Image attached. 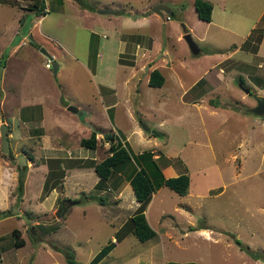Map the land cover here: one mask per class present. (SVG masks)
<instances>
[{"label": "rangeland", "instance_id": "1", "mask_svg": "<svg viewBox=\"0 0 264 264\" xmlns=\"http://www.w3.org/2000/svg\"><path fill=\"white\" fill-rule=\"evenodd\" d=\"M14 1L17 4L0 1V23H10L13 28L15 19L23 20L24 31H28L31 40L24 41V31L15 33L11 43H21L9 56L12 45H5L0 39V99L4 96L2 108L8 118L7 128L13 132L9 138L12 153L36 157L65 155L67 150L52 152L39 148L32 152L27 138L34 128L30 126L44 128L50 134L60 133L62 137L65 131L59 127L63 128L65 122L66 128L74 126L65 121L64 115L57 118L59 111L53 110L55 103L57 106L65 99L68 105L82 104L86 110L80 109L86 115H81L82 118L78 115L83 124L77 128L78 132L86 129L81 135L88 137L91 131L101 128L104 131L100 147L95 151L99 159L108 154V142L105 144L104 139L108 131L128 148L132 161L139 153L162 143L160 149L164 154L166 148L177 151L175 167L188 169L191 178L188 196L166 185L160 191L155 190L157 194L152 197L154 204L150 209L153 229L174 231L172 226H186L183 213L173 209L178 203L189 201L194 206L190 214L196 220L195 226L206 225V232H190L181 241L165 242L167 260L264 264V113L250 110L256 98L264 96V0H208L213 4L210 21L196 15L194 0H112L114 4L110 8H103L113 10L109 16L96 12L100 9L99 1L111 0H91V8H86L80 0H47V10L37 14L34 11L25 17L21 16V2ZM22 3L30 4L24 0ZM157 3L171 9L172 13H168L171 19L168 20L165 12L162 16L151 12L132 17L133 9L146 11ZM87 11L93 13L89 15ZM42 14V19L37 21ZM115 27L121 29L120 35H127L129 46L136 41L145 47L142 59L135 60L128 48L122 54L117 53L120 36ZM187 33L196 42L199 53L191 51L184 38ZM109 42L111 48L106 45ZM44 51L54 55L52 60L59 65L57 72H53L52 62ZM116 58H121L124 64L132 61L138 71L128 78L134 68H124ZM219 59L223 60L220 64L226 71L230 69L225 79L217 77L214 62ZM46 60L50 61L49 67L45 66ZM259 61L262 66L258 65ZM155 66L165 77L163 84L140 83L139 77L145 75V79ZM204 73L216 75L212 79L214 85L205 91L202 90ZM103 82L113 87L117 98H121L113 109L105 110L101 103H107V98L99 97ZM187 89L189 93H184L182 98L180 93ZM126 94L128 98L123 101ZM202 95L206 98L190 103ZM35 102H41L45 108L42 120L40 105L30 104ZM60 112L63 113L61 109ZM154 131L159 135H154ZM0 152L7 157L8 165L17 170V158L12 155L10 158L2 151L1 140ZM39 160L44 161L41 157L36 159ZM164 161L165 155L159 158L160 163ZM30 165L26 163L23 167L29 169ZM44 166L31 169L22 202L17 199L18 179L12 192L16 199L12 204L8 198L3 202V206L10 205L13 214L0 215V264H68L69 252L74 254L77 264H93L95 257L101 256L103 260L99 264H144V252H140L159 235L140 241L128 234L116 245L111 244L114 225L104 219L112 218L118 223L124 216L114 213L115 205L110 201L102 205L95 198L87 199L91 194L96 195L95 184L103 183L95 172L87 171L84 181L79 179L80 183L91 186L85 195H81L76 185L79 171L74 170L63 180L65 192L61 199L64 195L71 200L82 198L80 203L73 202L66 213L58 214L59 197L47 206H38L46 189L43 187L48 184L43 185ZM37 194H41L39 198ZM110 195L103 194L106 198ZM162 208L170 214L163 215L160 223L159 219L155 222L154 216ZM13 229H17L24 244H14ZM235 239L241 241L243 248Z\"/></svg>", "mask_w": 264, "mask_h": 264}, {"label": "crops", "instance_id": "2", "mask_svg": "<svg viewBox=\"0 0 264 264\" xmlns=\"http://www.w3.org/2000/svg\"><path fill=\"white\" fill-rule=\"evenodd\" d=\"M22 1L23 0H19V2H21V4H19V6L21 9H23V11H22L23 14H21L22 17H25L34 11H35L34 12L35 14L40 13L39 11H41V13H42V11H43L42 8H41V10L39 9V7L34 2L35 0H24V1H28L30 3L29 5H28V3L23 4ZM3 2H7L8 4L14 3V5L17 4V3H15L16 1H14V0H12V1L3 0ZM81 2L84 4V6L86 8L87 7L91 8V6H92L91 0H80V3ZM112 4H114V2L111 0V1H99V3L97 5H99L100 9H103V8H110ZM144 6L145 5H143L141 8H144ZM212 10H213V4H212ZM112 11L108 10L107 12L103 13V12H99L97 10L96 13L98 15H108L109 16V15H113L114 12H112ZM195 11H196V9H195ZM22 12H20V13H22ZM87 12L89 15H91L93 13L90 11H87ZM132 12H133L132 17H135V18H136V16H139V15L145 16V15L141 14L144 11H142V9L139 10V8L133 9ZM19 14H18V16H19ZM148 14H146V15H148ZM167 15H168V13H167ZM196 15H197V12H196ZM14 16H15V14H14ZM43 16H44V14H42V16L37 19V21H40ZM169 19H171V18L169 17L168 20ZM110 20H112V19L108 18V21H110ZM201 20H203V19H201ZM204 21H206V20H204ZM9 24L10 23H8V24L7 23H0V39H3L5 41V45H12L11 51L8 53V55L10 56L12 54V52H14L15 49L21 43V41L17 42L16 44L11 43V39H13L11 37H13V35L15 33H17L18 31L22 33L25 30V28L23 27V20L19 22V18L15 19L13 28L10 27ZM130 27L134 28L136 26L130 25ZM29 28H31V26ZM118 30H121V29L120 28L117 29V27L114 28V31L116 32V34L120 36V38L118 39L117 44H116L117 53L122 54L128 48L127 52L129 54L134 55L135 60L142 59L144 53H146L145 47L141 46L140 43L136 42V41L129 46V44H127L128 43L127 42L128 41L127 35H120V33H118L120 31H118ZM186 30L187 29L185 28V31ZM8 33H9V35H8ZM129 34H133L132 36H134V33H132V32H130ZM22 38H24V41H26L27 39L31 40V35L26 30L22 34ZM137 39L141 40V37L138 36ZM24 41H23V43H24ZM110 43L111 42L107 43L106 45L111 48ZM0 44H1V41H0ZM260 44H261V42H259V46H257V49H256L257 53L260 50ZM199 52H200V49H199ZM100 55H102V54L100 53ZM53 57H54V55H52V58ZM120 59L121 58H119V59L116 58L117 62L119 64L123 65L124 68L125 67H131L132 69L134 68V71L130 73L128 78L132 77L136 73V71H138L135 68L136 66L132 63V61L130 64H124L121 62ZM222 62H223L222 59L215 61L214 67L217 68V77L225 79L230 74V69L226 71V68H224L225 66H222L220 64ZM259 62L260 63L258 65L262 66V61H259ZM80 64L87 69V67L84 63L80 62ZM155 68L158 69L159 67L155 66L151 69V71ZM58 70H59V65H58L57 71ZM146 70H147V67L144 69V71H146ZM206 70H207V67L205 68L204 72ZM210 71L211 70H209L208 73H210ZM150 72L147 74V77L145 79H144L145 75L143 77H139L140 83L146 82L147 84H149L148 80H149ZM206 73H204L203 77H202L205 79L204 83L202 84V90H204V91L207 88L210 89L212 87V85H214L213 84L214 82L212 79L216 78V75L205 76V75H207ZM102 76H104V75H102ZM128 78L126 79V81L128 80ZM164 81H165V77H164ZM194 82L195 81H193L191 83V85L194 86L196 84ZM191 85H190V87H191ZM102 87H103V91L100 93L99 97L102 99L107 98V103L105 104L103 101H101V103L103 104V107L105 110L113 109L117 105V103L121 101V98H119V99L117 98L116 91L113 89V87H111L107 83L103 82ZM188 91H189V89L183 90L180 93V95L182 94L181 97L183 96L184 93L185 94L189 93ZM238 91H240V90H238ZM211 93L212 92H208V94H211ZM128 94H129V92H128ZM128 94L125 95L123 101L127 100ZM191 94H189V96L191 95V98L192 97L194 98L193 93H191ZM260 97H264V96L260 95L259 98ZM202 98L204 99L206 97H203V95H202L201 98H198L196 100H192L190 103L196 104L198 101L202 100ZM181 100L184 101L183 99H181ZM63 101L65 103H63ZM209 102H211V101H209ZM61 103H62V105H60ZM3 104H4V96L0 99V126L2 123L5 124V130H6L7 138H8V142H9V138L13 135V132L9 131V128H7V126H8L7 119L8 118L5 117V112H3L4 111V109L2 108ZM30 104L40 105L41 110H42V115L40 118L42 120L44 118V114H45L44 109L45 108H43V106H41L42 105L41 102H39V103L35 102V103H30ZM68 106L69 105L67 104L66 100L63 99L62 101L60 100L57 103V106L55 103V108L53 109V110H56V108H57V110L59 111L57 118H60L61 115L62 116L64 115L65 121L70 122L74 126L71 128H66V122H65V124L62 126L63 128L59 127L60 129L65 131L64 134L63 133H61V134H63V136L66 135V137H64V138H62L63 136L60 137V133H57V134L47 133L44 128H41V127L36 128V126H30V127H34V128L32 130V133H29L27 136V138L29 139L30 145H31L30 148L32 149V152L38 151L39 148L41 150L52 151V152L67 150L65 152V155H55V154L45 155V154H43V155H40L38 157L43 158L44 161L39 160V162H37L36 159H38V157H36L35 155L34 156L30 155V154L29 155H23V152H22V154H18V155L13 154L11 151V145L9 142V148H10L11 155L15 156L16 158H18L19 155H23L26 159V163L31 164L29 169H27V166H26L27 173L25 171V176L23 179V191H22V196L20 197V200H21L20 202H22L25 199L27 187H28V177H29V173L31 172V169L36 168L35 166L39 167L40 165L41 166L45 165L43 168V172L45 175L43 185L45 184V182L48 184L46 185V187L45 186L43 187L46 189L44 191L43 198H40L39 204H37L38 206L39 205L40 206H47V204L53 203V201L59 197L60 198L59 203L64 202V206H66V210H65V213H66L67 208L68 207L71 208V206H72L71 204L80 203L82 200L81 197H78V200L77 199L71 200L70 197L64 195L63 198L61 199V194H63L65 192L64 191L65 182H63V180H65V178H67V176L69 174H72V172L74 170L79 171V174L77 175L78 177L76 176L77 177L76 178L77 179L76 185L78 187V191L81 192V195L87 194L88 191L91 189L90 188L91 186L85 185L82 182L80 183L79 179L84 181V178H85L84 176H86L87 171L95 172L94 167H93L94 163H96L102 159V158L99 159L98 156H96L97 154H95V151H96L97 147H100L99 141L101 140V137H102V134L104 131L102 128L99 129L98 131H96L97 143H96L95 147H87V146L82 145L80 143V139L85 138V137L81 134H83V133L85 134L86 129L78 132L77 128L83 124L81 121L78 120V118H79L78 114L69 110ZM76 106L78 109H80V108L85 109V107L82 104H77ZM60 109L63 111V113L60 112ZM130 110H131V112H133V109L131 107H130ZM64 112H66L67 114H64ZM84 112H85V114L83 113L82 117H84L86 115V111H84ZM16 115H21V113L16 114ZM82 117H80V118H82ZM11 118H13V116H11ZM21 119L24 122L25 119H23V117ZM71 119H73V120H71ZM111 120L114 121L113 117ZM61 125H62V123L59 124V126H61ZM67 125H69V123ZM107 132H105V134ZM104 139H105V144H106V142H108V146H109V140L106 137H104ZM161 144L153 145L148 150H151L154 153L153 156L156 158V161H157L163 175L165 177L177 176L181 173H186V174L188 173V175H189L188 169L185 168L186 166L184 167V170L183 169L178 170V168L175 167V165H174L175 162L173 160L176 157H178V156H176L177 151L176 150H169V149L167 150V148H166V150H165L166 154H164V152H162V150L160 149ZM163 145L165 146L166 144H163ZM83 147L85 149H91V152L84 151L82 149ZM70 148H71V150H70ZM73 148L75 151L72 150ZM24 149H26V148H24ZM24 153H25V150H24ZM163 155H165L166 161H164V163H160L159 158H161ZM6 159H7V157L5 158V156L3 154L1 155V152H0V215H1V211L9 209V206H10V205L8 207L6 205L3 206V202H5V198H8L10 204H12L11 201L14 202V200L16 199V194H13L12 192L14 191V186L17 182L16 180L18 179V176H17L18 170H20V171L22 170L19 168V166H18L17 170L13 169L12 168L13 165H8V163L6 162ZM69 163H71V164H69ZM135 166H136L135 162L131 160V162H128L124 165H121L120 168L113 170V172L109 176V178H107L105 180V182H103L101 185L95 184V186H94V188L96 187V191H97L96 195H102L103 196L104 193H107V192L111 193L110 198L109 197L106 198V196L105 197L103 196L104 201H103L102 205H104V204L107 205L108 201H110L111 205H113V204L115 205L114 206L115 207L114 213H121V216H124L122 219H120V221L118 223H116L117 221L113 220L112 218H110L108 220L104 219V220H106V222L108 224L114 225L113 228L115 231H113L112 235L110 236L111 244H113V245H116L121 239H123L128 234L134 235L133 232L130 230V228H128V226H126V223L129 220V218L135 213V210L139 205V201L136 199L134 190H133L132 185L130 184V181H129V175L134 171ZM50 170H52V171H50ZM49 171H50V173H49ZM96 175H97L96 178H98L99 176L97 173H96ZM48 176H50V179L47 180ZM96 178H94V182L96 181ZM190 181H191V178L189 176V183H190ZM164 185L165 184L158 187L156 189V191H160L161 187ZM210 188H211V186H210ZM156 191L152 192L151 198H150V200H149V202L146 205L145 210H144L146 220L152 229H153L155 224L154 225L152 224V221H151L152 216L150 215V209L152 208V206L154 204V199H152V197L154 195L156 197V194H157ZM207 191H208V189H207ZM40 195L41 194H39V195L37 194L36 198H39ZM180 195L188 196L189 191L187 190V192L185 194H180ZM75 198H77V197H75ZM87 199H90V197ZM70 200L72 203H68ZM178 204H180L182 207H180V205H175L173 211H179V212L183 213V215L186 218V226H183V228L178 227V226L177 227L172 226L171 229H173L174 231H167V230L161 231L160 230L159 232H157V230L154 228L153 230L155 231L156 234L153 237L159 235V238L156 241L154 240V242L149 244L148 247H146V249H144L143 251L140 252V254H143V252H144V260H145L144 264H165L166 261H169L165 258V255H164L165 242H167V241H169V242L176 241L177 242L178 240L181 241L185 237L189 236L190 232L191 233L194 232V234H199V233H201V231H205L206 227H204V226H206V225L198 224L195 226L196 220H194L192 217V214H190L194 211L193 204L189 203V201L180 202ZM1 206H3V207H1ZM9 210H10L9 215H6L4 217H8V216L13 214V211L11 209H9ZM82 211L85 212V210H82ZM165 214H170V213L162 208L159 211L158 215L154 216V221L157 222V219H159L158 223H160L161 219L163 218V215H165ZM178 230L180 231V235H178ZM146 240H148V239H146ZM34 259H36V257L33 258V260ZM102 260H103V256L99 257L98 259H96V257H95V260H93L94 261L93 264H99ZM140 264H142V263H140Z\"/></svg>", "mask_w": 264, "mask_h": 264}, {"label": "trees", "instance_id": "3", "mask_svg": "<svg viewBox=\"0 0 264 264\" xmlns=\"http://www.w3.org/2000/svg\"><path fill=\"white\" fill-rule=\"evenodd\" d=\"M35 4L41 10L43 6L42 0H35ZM194 7L197 12V16L203 20L209 21L211 19L212 4L208 0H194ZM172 13V12H171ZM169 16V15H168ZM170 17V16H169ZM241 78V77H240ZM164 82V75L158 70L153 69L150 72L148 83L152 86H161ZM261 115V114H260ZM154 135H159L158 131L153 132ZM109 140V146L107 155H105L100 161L94 163L93 167L98 174L100 181L105 182L107 178L112 174L113 170L120 168L128 162H131V153L128 148L119 140H115V136L111 132H107L105 136ZM80 143L87 147H95L97 143L96 131H91L90 135L80 139ZM151 150H146L137 155L133 160L136 164L134 171L129 175V181L135 193L136 199L139 201V205L135 210V213L129 218L126 226L130 228L133 234L140 240L145 241L153 237L156 233L148 224L144 210L148 204L152 192L158 187L165 184L179 194H185L189 186V175L181 173L177 176L165 177L153 156ZM26 166L19 170L18 182H17V199L22 196L23 191V179L25 176ZM52 171V170H50ZM49 171V173H50ZM50 179L48 176L47 180ZM54 181V180H53ZM46 183V182H45ZM95 198L98 202L103 203L104 197L102 195H95L90 197ZM10 210L6 209L1 211L2 216L9 215ZM17 229H13L12 235L14 237V244L20 246L24 244L23 238L19 237L16 232ZM235 241L243 248L241 241L235 239ZM249 252V251H248ZM68 253V252H66ZM252 252H250V255ZM255 255V253H253ZM68 264H77L75 256L72 252L66 254ZM259 258L260 256L257 255ZM165 264H199L195 261H166Z\"/></svg>", "mask_w": 264, "mask_h": 264}, {"label": "water", "instance_id": "4", "mask_svg": "<svg viewBox=\"0 0 264 264\" xmlns=\"http://www.w3.org/2000/svg\"><path fill=\"white\" fill-rule=\"evenodd\" d=\"M98 11L104 13V12H107L108 10L107 9H98ZM150 12H155L159 15H162L163 12L171 13L172 11L166 4L157 3V4L153 5L151 8H149L148 10L142 12L141 14L146 15ZM184 38L187 41L191 51L193 53H198L199 47L197 46L196 42L192 39L191 35L189 33H187L184 35ZM44 53L46 55H48L49 58H52V56L49 55L46 51H44ZM52 66H53V72H57L58 64L55 62V60H52ZM68 109L77 113L80 117L84 113L83 110L78 109L77 107H75L73 105H69ZM250 110L254 111L255 113H258V114H263L264 113V97L258 98V104L256 106L251 107ZM0 140H1L2 151L5 152L6 154H8V156H10L11 152H10V148H9V142H8L7 133L5 130V124L4 123H2L0 126ZM17 159H18V166L20 169H22L23 164L26 163V159L23 155H19ZM68 203H72L71 200ZM58 209L60 211L58 214H60V213L62 214L66 210V207L59 205Z\"/></svg>", "mask_w": 264, "mask_h": 264}, {"label": "built area", "instance_id": "5", "mask_svg": "<svg viewBox=\"0 0 264 264\" xmlns=\"http://www.w3.org/2000/svg\"><path fill=\"white\" fill-rule=\"evenodd\" d=\"M42 2H43V6H42V10H43V12L45 11V10H47V4H46V2H47V0H42ZM167 18H169V16L167 15ZM50 59V58H49ZM50 61H51V59H50ZM50 61L49 60H46L45 61V66L46 67H49L50 66Z\"/></svg>", "mask_w": 264, "mask_h": 264}, {"label": "flooded vegetation", "instance_id": "6", "mask_svg": "<svg viewBox=\"0 0 264 264\" xmlns=\"http://www.w3.org/2000/svg\"><path fill=\"white\" fill-rule=\"evenodd\" d=\"M258 98H259V97L256 98V103H255L254 106H256V105L258 104ZM60 205H61V206H64V202H61ZM65 207H66V206H65Z\"/></svg>", "mask_w": 264, "mask_h": 264}, {"label": "clouds", "instance_id": "7", "mask_svg": "<svg viewBox=\"0 0 264 264\" xmlns=\"http://www.w3.org/2000/svg\"><path fill=\"white\" fill-rule=\"evenodd\" d=\"M51 59V62H52V58H50ZM11 156V155H10Z\"/></svg>", "mask_w": 264, "mask_h": 264}]
</instances>
